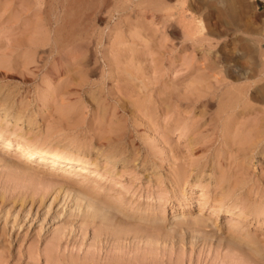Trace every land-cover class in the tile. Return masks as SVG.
Returning a JSON list of instances; mask_svg holds the SVG:
<instances>
[{
    "label": "rangeland",
    "instance_id": "obj_1",
    "mask_svg": "<svg viewBox=\"0 0 264 264\" xmlns=\"http://www.w3.org/2000/svg\"><path fill=\"white\" fill-rule=\"evenodd\" d=\"M263 12L0 0V264H264Z\"/></svg>",
    "mask_w": 264,
    "mask_h": 264
},
{
    "label": "bare ground",
    "instance_id": "obj_2",
    "mask_svg": "<svg viewBox=\"0 0 264 264\" xmlns=\"http://www.w3.org/2000/svg\"><path fill=\"white\" fill-rule=\"evenodd\" d=\"M260 52H261L260 54H261V60H262L261 62L263 64V66H264V49H263V51H260ZM5 115H7V112H5ZM15 120L18 121V122L19 121L22 122L23 118L22 117H20V118L16 117ZM0 146H2L5 150H11V149L14 150L16 152V154H17V160H21V159H23V160L24 159L32 160L33 158H36V159H38L40 161L54 162L56 164L64 165V166L69 164V167H75L74 169L77 168V169L84 170V171H86L87 168L90 166L89 162H87L85 160H78V159H76L74 157H70V158L67 159L65 157H62L59 154H53V153H48V152H45V151H40L39 149H37L35 147H31V146L19 145L17 147H14L9 142L3 140L1 137H0ZM109 156L110 157L106 158L107 160H109L110 162L115 161L114 155H109ZM96 171H97L96 169L92 170V172H94V173H99V172H96ZM83 175L86 177L87 174L83 173ZM87 206L89 208H91L93 214H101L103 216H107L108 215V212H109L108 209L105 210V208L103 209V208L99 207L98 205H96L95 203H92L91 201H89L87 203ZM241 215H242L241 211H236V212H233V213L230 214V216H232L230 218H234V216H241ZM197 221H199V220H197ZM201 221H203V220H201ZM201 221H199V222L201 223ZM206 225H208V224H206Z\"/></svg>",
    "mask_w": 264,
    "mask_h": 264
},
{
    "label": "built area",
    "instance_id": "obj_3",
    "mask_svg": "<svg viewBox=\"0 0 264 264\" xmlns=\"http://www.w3.org/2000/svg\"><path fill=\"white\" fill-rule=\"evenodd\" d=\"M261 28H262V32H263V35H264V12H263V19H262ZM262 45H263V47H264V40H263V42H262Z\"/></svg>",
    "mask_w": 264,
    "mask_h": 264
}]
</instances>
